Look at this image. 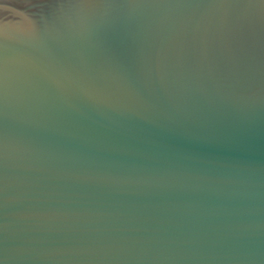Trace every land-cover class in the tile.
Instances as JSON below:
<instances>
[{
    "label": "water",
    "instance_id": "water-1",
    "mask_svg": "<svg viewBox=\"0 0 264 264\" xmlns=\"http://www.w3.org/2000/svg\"><path fill=\"white\" fill-rule=\"evenodd\" d=\"M0 264H264V0H0Z\"/></svg>",
    "mask_w": 264,
    "mask_h": 264
}]
</instances>
